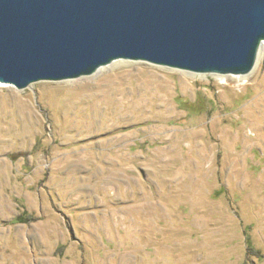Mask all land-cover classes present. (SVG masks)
I'll return each instance as SVG.
<instances>
[{"label":"rangeland","instance_id":"obj_1","mask_svg":"<svg viewBox=\"0 0 264 264\" xmlns=\"http://www.w3.org/2000/svg\"><path fill=\"white\" fill-rule=\"evenodd\" d=\"M120 62L0 83V264H264V46L245 76Z\"/></svg>","mask_w":264,"mask_h":264},{"label":"water","instance_id":"obj_2","mask_svg":"<svg viewBox=\"0 0 264 264\" xmlns=\"http://www.w3.org/2000/svg\"><path fill=\"white\" fill-rule=\"evenodd\" d=\"M264 42V0H0V83L95 74L117 60L245 76Z\"/></svg>","mask_w":264,"mask_h":264},{"label":"bare ground","instance_id":"obj_3","mask_svg":"<svg viewBox=\"0 0 264 264\" xmlns=\"http://www.w3.org/2000/svg\"><path fill=\"white\" fill-rule=\"evenodd\" d=\"M263 46H264V42L262 43L261 48H262ZM118 62L121 63L120 60H117V61H114L110 66L115 65V64H117ZM103 69H104V67H101L97 72H99V71H101V70H103ZM97 72H96V73H97Z\"/></svg>","mask_w":264,"mask_h":264}]
</instances>
